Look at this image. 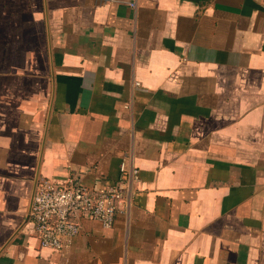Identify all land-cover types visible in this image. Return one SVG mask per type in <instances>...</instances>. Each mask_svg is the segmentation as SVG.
Segmentation results:
<instances>
[{
  "label": "crops",
  "instance_id": "crops-1",
  "mask_svg": "<svg viewBox=\"0 0 264 264\" xmlns=\"http://www.w3.org/2000/svg\"><path fill=\"white\" fill-rule=\"evenodd\" d=\"M122 159L113 226L40 246L36 179ZM0 264H264V0H0Z\"/></svg>",
  "mask_w": 264,
  "mask_h": 264
},
{
  "label": "built area",
  "instance_id": "built-area-1",
  "mask_svg": "<svg viewBox=\"0 0 264 264\" xmlns=\"http://www.w3.org/2000/svg\"><path fill=\"white\" fill-rule=\"evenodd\" d=\"M138 181V168L125 159L114 183L96 187L74 179L37 178L28 215L39 245L57 251L66 248L81 228V216L98 221L104 228L112 227L117 214L127 211Z\"/></svg>",
  "mask_w": 264,
  "mask_h": 264
}]
</instances>
